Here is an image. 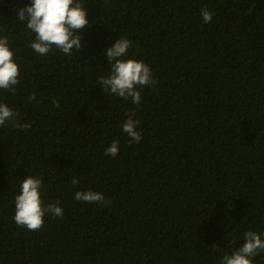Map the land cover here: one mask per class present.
<instances>
[{
	"label": "trees",
	"instance_id": "16d2710c",
	"mask_svg": "<svg viewBox=\"0 0 264 264\" xmlns=\"http://www.w3.org/2000/svg\"><path fill=\"white\" fill-rule=\"evenodd\" d=\"M79 2L90 21L79 51L41 56L17 18L31 0H0V37L20 69L0 103L31 125L0 127V264H221L245 232L264 239V0ZM120 37L133 42L123 59L156 81L139 106L99 85L102 52ZM132 112L138 144L121 127ZM27 176L64 210L36 231L13 218ZM87 190L110 203L74 198Z\"/></svg>",
	"mask_w": 264,
	"mask_h": 264
},
{
	"label": "clouds",
	"instance_id": "9594fccd",
	"mask_svg": "<svg viewBox=\"0 0 264 264\" xmlns=\"http://www.w3.org/2000/svg\"><path fill=\"white\" fill-rule=\"evenodd\" d=\"M201 17L204 23H210L213 14L207 6L201 9ZM17 18L25 22L27 29L34 33V39L29 42L31 49L38 55L49 54L53 48L59 49L65 55H71L75 49L81 48V31L90 25L87 12L79 0H31L30 5L19 8ZM133 42L120 37L114 44L102 53L106 56L110 65L107 76L99 77V85L103 92H109L124 100L131 99L134 105L139 106L141 101L140 88L155 85L153 73L148 65L136 59H123L128 55V50ZM20 69L14 61V52L9 47L7 36L0 37V89L15 92V86L19 84ZM36 99L32 93L30 101ZM53 106L59 107L53 99ZM134 112L122 124V132L130 139L129 143L138 144L142 135L138 130L139 121L133 119ZM13 122V126L22 131L28 130L30 123L21 124L18 121V113L4 103H0V127L6 122ZM119 153V141L113 140L110 146L105 148V155L116 157ZM78 178L72 179L73 186L78 184ZM40 178L27 176L22 180L20 191L15 196L14 221L20 227L28 230H39L44 223L46 214L63 218V208L58 204L44 205L41 199ZM74 198L86 203H110L101 192L77 191ZM262 234L248 231L244 233V243L230 255L222 257L221 264H253L252 257L264 252V239Z\"/></svg>",
	"mask_w": 264,
	"mask_h": 264
}]
</instances>
